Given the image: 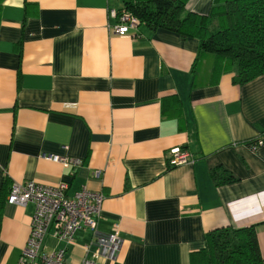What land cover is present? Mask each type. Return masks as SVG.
I'll return each mask as SVG.
<instances>
[{
  "label": "crops",
  "instance_id": "0c3cea01",
  "mask_svg": "<svg viewBox=\"0 0 264 264\" xmlns=\"http://www.w3.org/2000/svg\"><path fill=\"white\" fill-rule=\"evenodd\" d=\"M213 1L185 8L207 14ZM122 6L0 0V264H17L26 245L33 204L6 196L12 182L29 180L66 182L69 197L82 188L104 195L96 227L116 230L120 245L93 264H190L206 233L249 226L264 263V143L250 147L264 141V74L214 81L210 55L194 62L195 38L144 23L112 32L110 11ZM173 147L188 150L191 163L170 166ZM212 169L233 179L215 184ZM93 239L88 227L71 243L47 234L42 251L62 248L78 264L98 252Z\"/></svg>",
  "mask_w": 264,
  "mask_h": 264
},
{
  "label": "trees",
  "instance_id": "16d2710c",
  "mask_svg": "<svg viewBox=\"0 0 264 264\" xmlns=\"http://www.w3.org/2000/svg\"><path fill=\"white\" fill-rule=\"evenodd\" d=\"M186 2L122 0L123 7L149 28L173 31L183 39H197L194 62L197 64L204 55H210V78L214 81L225 72H234V84L264 74V0H214L207 14L187 11ZM171 98L177 100L175 96ZM177 108L174 112L179 111ZM211 176L215 184L233 179L225 170L212 169ZM4 185L3 182L1 187ZM4 198L1 194L0 210ZM189 262L264 264L254 226L221 227L206 233L204 247L192 251Z\"/></svg>",
  "mask_w": 264,
  "mask_h": 264
},
{
  "label": "built area",
  "instance_id": "2783aa9c",
  "mask_svg": "<svg viewBox=\"0 0 264 264\" xmlns=\"http://www.w3.org/2000/svg\"><path fill=\"white\" fill-rule=\"evenodd\" d=\"M110 16L116 20L110 29L118 35L130 34V30L142 24L123 6L117 10L112 9ZM263 143L264 141L258 138L251 141L250 147L256 150ZM168 152L170 166L192 161L190 152L181 147H173ZM44 156L64 165L78 166L81 164L80 159L68 156L54 154ZM66 189L67 183L63 181L56 185H44L30 180L23 183H11L6 196L7 203L22 206L27 203L33 204L30 233L17 264H70L65 261V250L62 248L48 253L42 251L44 238L50 234L59 241L71 243L76 231L84 227H88L93 232V244L98 248V252H94L89 258L84 257L78 264H93L99 255L108 258L115 257L120 245L117 231L101 233L96 227L104 195L99 191L82 188L69 197L66 195ZM84 249L87 252L89 245H85Z\"/></svg>",
  "mask_w": 264,
  "mask_h": 264
}]
</instances>
